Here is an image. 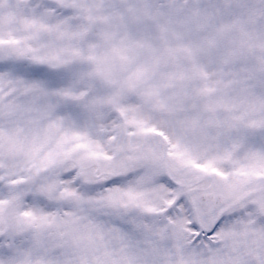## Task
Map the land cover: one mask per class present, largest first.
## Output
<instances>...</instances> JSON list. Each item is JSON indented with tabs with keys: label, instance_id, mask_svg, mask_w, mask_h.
I'll use <instances>...</instances> for the list:
<instances>
[{
	"label": "snow or ice",
	"instance_id": "obj_1",
	"mask_svg": "<svg viewBox=\"0 0 264 264\" xmlns=\"http://www.w3.org/2000/svg\"><path fill=\"white\" fill-rule=\"evenodd\" d=\"M0 264H264V0H0Z\"/></svg>",
	"mask_w": 264,
	"mask_h": 264
}]
</instances>
